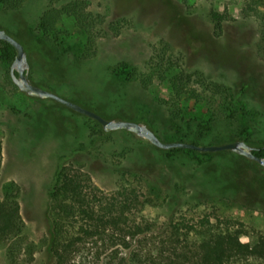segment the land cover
<instances>
[{"label":"rangeland","instance_id":"obj_1","mask_svg":"<svg viewBox=\"0 0 264 264\" xmlns=\"http://www.w3.org/2000/svg\"><path fill=\"white\" fill-rule=\"evenodd\" d=\"M244 7V0H27L0 11V28L24 45L29 81L63 99L108 119L137 120L164 143L263 146L264 13ZM49 8L61 12L55 39L37 29ZM83 18L98 34L86 60ZM123 64L149 85L116 77ZM7 70L0 61V198L8 188L18 193L23 241L36 252L33 260L24 251L9 258V245L1 246L0 264L51 263L47 210L61 168L88 178L87 190L133 192L129 219L150 233L204 223L243 230L244 242L264 234V167L229 151L167 155L128 131L105 132L54 100L23 97ZM180 73L193 77L177 98L166 82Z\"/></svg>","mask_w":264,"mask_h":264},{"label":"trees","instance_id":"obj_2","mask_svg":"<svg viewBox=\"0 0 264 264\" xmlns=\"http://www.w3.org/2000/svg\"><path fill=\"white\" fill-rule=\"evenodd\" d=\"M26 1L0 0V11L19 10ZM244 1L245 10L261 15L262 9L264 13V0ZM60 17L61 12L55 8L45 10L40 17L38 33L42 37H58L56 24ZM77 28L84 35L81 58L86 60L96 53L98 34L84 18L78 22ZM221 31L222 24L218 21L215 34L218 36ZM14 57V48L0 41V61L8 68L6 74L12 84L9 70ZM127 70L128 64H123L114 70L115 76L129 83L139 82L143 88L149 85V77L138 80L135 68L129 69L128 73ZM192 77L191 74L180 73L170 77L166 83L171 93L179 98L190 91L188 86L192 85ZM14 87L18 89L15 84ZM213 87L217 89L215 93H220L219 86ZM18 91L23 97L33 99ZM202 127L208 129V126ZM241 141L253 146L246 139ZM253 147L254 154L264 158V145ZM181 150L171 149L166 154ZM1 164L0 137V168ZM57 176L50 191L47 210L50 232L46 248L51 257L50 264H249V259H264V234H257L252 240L244 242L240 239L246 235L243 230L204 223L199 226L174 225L171 230L159 235L150 233L144 225L129 219L131 207L138 201L133 192L108 197L96 189L87 190L89 180L82 175L61 168ZM17 198L18 193L11 188L0 198V247L9 245V258L24 251V255L33 260L36 248L33 243L25 244L23 241L25 224Z\"/></svg>","mask_w":264,"mask_h":264},{"label":"water","instance_id":"obj_3","mask_svg":"<svg viewBox=\"0 0 264 264\" xmlns=\"http://www.w3.org/2000/svg\"><path fill=\"white\" fill-rule=\"evenodd\" d=\"M0 40L9 43L14 48L15 57L10 68L12 81L21 92L27 94L30 97L42 98V99L50 98L56 100L83 115L95 119L103 127V130L105 132H109L113 130H126L134 133L135 135L143 139L148 140L150 143L162 149H171L177 147L183 149L197 150L201 152H217V151L228 150L238 155L244 156L245 158L254 161L259 165H261L262 167H264V158L255 155L253 153L255 148L243 141H234L223 145H212V146H197L194 144L183 143V142L163 143L159 141V139L154 135V133L145 125H141L133 122H127V121L105 120L100 116L94 114L93 112L88 111L66 99H63L54 93H51L49 91H46L42 88H39L31 84L27 80L25 75V71L28 69V62H27L26 52L23 46L2 30H0ZM14 70H16L17 75L14 73Z\"/></svg>","mask_w":264,"mask_h":264},{"label":"flooded vegetation","instance_id":"obj_4","mask_svg":"<svg viewBox=\"0 0 264 264\" xmlns=\"http://www.w3.org/2000/svg\"><path fill=\"white\" fill-rule=\"evenodd\" d=\"M0 30H2V31H4L6 34H8L11 38H13L15 41H17L18 43H20L22 46H23V48H24V45L22 44V42L17 38V37H15L14 35H11L9 32H7L6 30H4V29H1L0 28ZM1 41V40H0ZM7 43V42H6ZM9 44V43H8ZM24 50H25V48H24ZM10 68H11V65H10ZM9 73H10V70H9ZM14 73L15 74H17V72H16V70H14ZM25 75H26V78H27V80L29 81V79H28V69L25 71ZM10 77H11V73H10ZM11 79H12V77H11ZM30 82V81H29ZM31 83V82H30ZM32 84V83H31ZM34 85V84H33ZM36 86V85H35ZM38 87V86H37ZM39 88H41V87H39ZM45 90V89H44ZM47 91V90H46ZM52 93V92H51ZM27 95V94H26ZM28 96V95H27ZM30 97V96H29ZM31 98H33V99H42V98H35V97H31ZM47 99H50V98H47ZM51 100H53V99H51ZM55 102H57L58 104H61V105H63L64 107H66V108H68L69 110H71L72 112H74V113H76V114H79V115H83V114H81V113H79V112H77V111H75V110H73V109H71V108H69V107H67V106H65L64 104H62V103H60V102H58V101H56V100H54ZM68 101H70V100H68ZM70 102H72V103H74V104H76V105H78V106H80V107H82V108H84V109H86V110H88V111H91V112H93L94 114H96V115H98V116H100L101 118H103V119H105V120H108V121H117V120H112V119H108V118H106L105 116H103V115H101L100 113H98V112H96V111H94V110H92V109H90V108H85L82 104H80V103H77V102H73V101H70ZM83 116H86V115H83ZM86 117H88V116H86ZM88 118H90V117H88ZM91 120H94L102 129H103V127L99 124V122L98 121H96L95 119H92V118H90ZM119 121H126V120H119ZM127 122H133V123H137V124H140L139 122H137V120H133V121H127ZM141 125H143V124H141ZM126 131V130H125ZM152 131V130H151ZM129 132V131H128ZM153 132V131H152ZM130 133H132V132H130ZM154 133V132H153ZM154 135L158 138V136L154 133ZM159 139V138H158ZM148 141V140H147ZM159 141H161L160 139H159ZM162 142V141H161ZM148 143L152 146V147H154V148H156V149H160V150H164V151H168V150H171V149H183V148H177V147H174V148H171V149H162V148H159V147H157L156 145H154V144H152V143H150L149 141H148ZM164 143V142H163ZM253 147V146H252ZM194 151H197V150H194ZM224 151H228V150H224ZM224 151H217V152H224ZM255 151V150H254ZM254 151H253V153H254ZM198 152H201V151H198ZM229 152H231V151H229ZM211 153V152H210ZM231 153H233V152H231ZM236 154V153H235ZM238 155V154H237ZM241 156V155H240ZM244 157V156H243ZM245 158V157H244ZM247 159V158H246ZM247 160H249V159H247ZM249 161H251V160H249ZM254 162V161H253ZM254 163H256V162H254ZM256 164H258V163H256ZM261 166V165H260Z\"/></svg>","mask_w":264,"mask_h":264},{"label":"bare ground","instance_id":"obj_5","mask_svg":"<svg viewBox=\"0 0 264 264\" xmlns=\"http://www.w3.org/2000/svg\"><path fill=\"white\" fill-rule=\"evenodd\" d=\"M134 134V133H133Z\"/></svg>","mask_w":264,"mask_h":264}]
</instances>
